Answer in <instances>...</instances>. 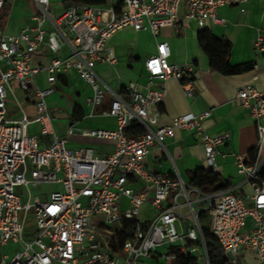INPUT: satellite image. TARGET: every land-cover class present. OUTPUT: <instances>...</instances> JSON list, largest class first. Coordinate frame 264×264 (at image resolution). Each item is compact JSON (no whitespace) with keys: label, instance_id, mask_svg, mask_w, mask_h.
I'll return each instance as SVG.
<instances>
[{"label":"built area","instance_id":"obj_1","mask_svg":"<svg viewBox=\"0 0 264 264\" xmlns=\"http://www.w3.org/2000/svg\"><path fill=\"white\" fill-rule=\"evenodd\" d=\"M51 1L30 0L39 15L31 18L33 26L17 35L0 28V246L18 248L12 255L0 254V264H138L145 258L170 262L189 255L209 264L200 213L207 215L210 231L228 258L244 248L255 256L256 264H264V91L245 86L234 94V101L250 112L256 128L254 162L246 164L245 155L235 157L236 172L251 191L244 200L233 189L206 194L185 182L176 170L169 175L145 166L152 152L164 150L165 140L173 138L176 130L190 132L202 146L209 167H215L217 148L230 140L226 133L210 137L205 132L202 123L210 111L158 125L156 107L166 96L164 82H179L186 97L195 92L193 67L169 64L167 43H157L155 54L144 62L149 84L161 83L157 89L147 87L142 93L131 83L126 100L114 95L95 72L98 63L115 64L106 43L119 30H148L155 38L160 29L186 19L200 31L208 24H222L217 15L220 7L245 0H120L119 7L78 4L58 13L50 12ZM5 3L0 0V13ZM42 46L53 54L65 46L69 56L32 67V57ZM254 49L264 55V38L257 36ZM69 69L91 87L93 94L87 99L91 107L100 106L106 96L111 98L102 114L114 118L117 129L86 134L112 140L114 150L109 156H95L90 149L71 150L54 133L46 97L56 75ZM40 72L47 74L49 87L44 90L34 85ZM14 82L33 104L34 120L24 113L17 120H7V92ZM34 122L40 125L41 135L52 137L44 148L36 137L27 135V127ZM131 125L143 132L126 134ZM42 184H58L62 192H51L46 201L33 197L30 188ZM18 190L26 191L25 202ZM123 199L128 202L125 208ZM145 204L154 216L143 223L139 210ZM28 213L34 216L37 235L26 240ZM122 221L135 226L120 242L117 232Z\"/></svg>","mask_w":264,"mask_h":264},{"label":"crops","instance_id":"obj_2","mask_svg":"<svg viewBox=\"0 0 264 264\" xmlns=\"http://www.w3.org/2000/svg\"><path fill=\"white\" fill-rule=\"evenodd\" d=\"M15 1L17 0H12L11 4H8L6 0L4 7L13 5ZM105 1L101 6L116 7L121 2L120 0ZM57 2L66 5L64 0L51 1V3ZM21 3L26 5L29 19H17L11 13L0 26L5 34L15 36L25 27L35 24L31 18L39 15V10L30 0ZM217 15L223 21L222 24H208L205 30L213 37L228 42L230 45L228 61L231 66L252 63V70L231 76L213 71L208 55L200 45L196 23L183 19L178 26L160 29L155 38L148 30L134 31L128 27L117 31L106 43V48L116 58L115 64L98 63L95 72L114 95L126 100L127 87L131 83L136 84L142 93H145L147 87L157 89L161 83L155 80L149 84L144 62L155 54L157 43H167L170 50L169 64L179 66L189 64L193 67L192 83L195 92L192 97H186L180 89L179 82L174 79L164 82L166 96L156 107L160 115L158 125L167 126L176 117L210 111L209 117L202 123L205 132L210 137L226 133L230 140L217 148L215 167H209L205 162L202 146L195 141L190 132L176 130L173 138L165 140L163 151L151 153L145 163L146 168L152 172L169 175L176 170L187 183L195 170L201 167L213 169L222 181L229 183L228 189H233L234 195L246 200L251 191L249 185L244 183L236 172L235 157L245 155L248 159V155L256 145V128L250 112L234 101V94L245 86L264 91V55L256 53L254 49L257 36L264 38V0H245L226 5L217 10ZM180 16H183L182 10ZM67 56L69 50L65 46L57 54L51 53L42 46L33 55L31 66L42 67L54 57ZM34 85L40 90L48 88L47 74L38 73L34 77ZM51 87L52 92L46 97V103L53 117V130L57 136L66 140L67 148L90 149L93 155L98 157L111 155L114 150L112 140L86 135L92 130L117 129L115 119L102 114L108 110L111 98L106 96L100 106L91 107L87 103V99L93 94L91 87L71 69L57 74L56 82ZM22 113L30 120H34L37 116L33 104L14 82L11 83V91L7 92L6 118L11 121L17 120ZM69 129L71 133H68ZM27 135L36 137L40 148L48 146L52 141L51 136L41 135L40 125L36 122L27 127ZM127 203L126 199L122 200L123 208ZM141 213L152 214V210L145 204L139 210V214ZM150 219L140 221L144 223ZM208 222L210 224L209 219ZM177 228L181 229L180 226ZM228 259L230 264H256L255 256L244 248L235 257ZM174 260L180 262V259ZM198 263L200 264L201 261Z\"/></svg>","mask_w":264,"mask_h":264},{"label":"trees","instance_id":"obj_3","mask_svg":"<svg viewBox=\"0 0 264 264\" xmlns=\"http://www.w3.org/2000/svg\"><path fill=\"white\" fill-rule=\"evenodd\" d=\"M105 2V0H64L66 5L87 4L98 6L105 4ZM119 6L120 3L118 4V7ZM199 42L208 55L210 67L213 71L219 72L222 75L231 76L252 70V63L231 66L228 61L230 45L225 40L213 37L207 30L204 29L199 31ZM142 132L143 130L140 127L134 125H131V127L125 130V133L128 135H137ZM254 160L255 149H253L250 155H248V159L246 157V164H252ZM261 177L264 179V170H262ZM188 184L198 188L206 194L226 190L230 187L229 183L222 181L220 176L213 169H206L202 167L192 173ZM199 220L202 224V233L204 236L209 264H230L229 259L226 257L217 239L210 231L207 215L205 213H200ZM134 226L135 222H121V228L117 232L120 242H122L129 235ZM179 264L199 263L196 256L189 255L181 256Z\"/></svg>","mask_w":264,"mask_h":264},{"label":"rangeland","instance_id":"obj_4","mask_svg":"<svg viewBox=\"0 0 264 264\" xmlns=\"http://www.w3.org/2000/svg\"><path fill=\"white\" fill-rule=\"evenodd\" d=\"M21 1L26 2V0H17L15 1L16 3H13L11 6H7L6 8L4 7L1 10L0 13V26L1 23L6 21L10 14L12 13L15 18L21 19V18H28L29 19V14L26 8V5L24 3H21ZM8 4H11L12 0H7ZM66 5H61V3H51L49 10L50 12H59L62 9H64ZM31 190V195L34 197H38L42 201H46L49 198V195L51 192H62V188L58 184H42L36 187L30 188ZM18 195L20 196V199L22 202H25L27 194L25 190H18ZM153 212L152 214H139V218L141 221H146L147 219L153 218ZM37 235V227L35 224V219L32 213L27 214L26 218V228H25V233H24V238L28 240L29 238H34ZM18 248L16 246H6V247H1L0 246V254H8L12 255ZM179 260H174L173 262H165L162 259H158L156 261L155 259L151 258H145L143 259L141 264H178ZM203 264V260H201V263Z\"/></svg>","mask_w":264,"mask_h":264}]
</instances>
